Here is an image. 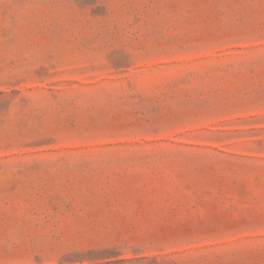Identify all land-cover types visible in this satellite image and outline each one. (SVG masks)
I'll return each instance as SVG.
<instances>
[{
    "label": "rangeland",
    "instance_id": "rangeland-1",
    "mask_svg": "<svg viewBox=\"0 0 264 264\" xmlns=\"http://www.w3.org/2000/svg\"><path fill=\"white\" fill-rule=\"evenodd\" d=\"M0 264H264V0H0Z\"/></svg>",
    "mask_w": 264,
    "mask_h": 264
}]
</instances>
